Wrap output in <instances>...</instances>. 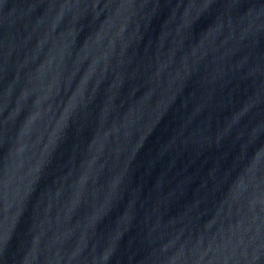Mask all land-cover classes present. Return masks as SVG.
<instances>
[{
	"label": "water",
	"instance_id": "95a60500",
	"mask_svg": "<svg viewBox=\"0 0 264 264\" xmlns=\"http://www.w3.org/2000/svg\"><path fill=\"white\" fill-rule=\"evenodd\" d=\"M0 264H264V0H0Z\"/></svg>",
	"mask_w": 264,
	"mask_h": 264
}]
</instances>
